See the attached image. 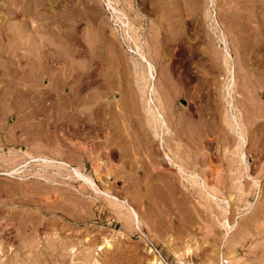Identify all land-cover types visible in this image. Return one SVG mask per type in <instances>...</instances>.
Masks as SVG:
<instances>
[{"label":"rangeland","instance_id":"obj_1","mask_svg":"<svg viewBox=\"0 0 264 264\" xmlns=\"http://www.w3.org/2000/svg\"><path fill=\"white\" fill-rule=\"evenodd\" d=\"M263 85L264 0H0V264H264Z\"/></svg>","mask_w":264,"mask_h":264},{"label":"bare ground","instance_id":"obj_2","mask_svg":"<svg viewBox=\"0 0 264 264\" xmlns=\"http://www.w3.org/2000/svg\"><path fill=\"white\" fill-rule=\"evenodd\" d=\"M260 9V8H259ZM173 11V10H172ZM172 11H167L166 13H167V15H166V17L164 16L163 18H161L160 19V27L162 26V27H164V28H162V29H165L167 32L166 33H168L169 35H172L173 34V25H172V20H174L173 19V15H172ZM159 12V11H158ZM166 27H165V26ZM155 29V28H154ZM157 29V28H156ZM155 29V30H156ZM156 32V31H155ZM153 33V32H152ZM158 33V32H157ZM7 34V33H6ZM156 33H154L153 34V38H157V37H154V35H155ZM91 35V34H90ZM158 35V34H157ZM168 35V36H169ZM159 36V35H158ZM166 36H167V34H166ZM173 36V35H172ZM65 37V36H64ZM63 38V37H62ZM61 38V39H62ZM65 38H67V35H66V37ZM64 38V39H65ZM142 38H144V41H145V44L148 42V40H150V39H148V37H147V34L145 35V36H143L142 35V33H138V35H137V39H138V42H139V44H137L136 46H138V45H140L139 46V50L137 51V57L136 58H134L133 59V62L131 63V68L130 69H132L133 70V72H134V74H135V80L136 81H141L142 79H141V74H142V72H140V71H142V69L146 66V64H145V66L142 68H140V65L142 66V62H143V60H146L147 58H146V55H144V53H143V50H142V48L140 49V47H142L141 45H142V43H141V39ZM153 38H151V39H153ZM168 38V37H167ZM170 38V37H169ZM63 39V40H64ZM155 39H153V40H155ZM162 39V38H161ZM63 40H61V41H63ZM67 40H70V39H67ZM67 40H64V41H67ZM174 40V39H173ZM147 41V42H146ZM152 41V40H151ZM68 42V41H67ZM67 42H65V44L67 43ZM163 42V41H162ZM70 43V42H69ZM144 43V42H143ZM161 40L160 39H158V42H157V44H159V45H156V43H155V48H157V54H156V56L158 55V57H160L161 56V54H162V52H161V50H160V46H161ZM62 44H64V42L62 43ZM46 45V44H45ZM67 46H68V43H67ZM66 46V47H67ZM92 46V45H91ZM226 46V45H225ZM93 48V47H92ZM228 49V48H227ZM225 50V55H227V56H225L224 54V56L225 57H223L221 54V56L224 58V60L226 61V59L228 58V57H231L230 56V54L228 53V50ZM155 50V49H154ZM163 51V50H162ZM223 51V50H222ZM106 52V51H105ZM221 53V52H220ZM136 54V53H135ZM146 58V59H145ZM207 58V57H206ZM213 58V60H214V58L215 59H218V58H221V57H212ZM208 59V58H207ZM212 60V62H215V61H213ZM224 61V62H225ZM228 61H230V58H229V60ZM147 63H148V60L146 61ZM235 62H237V61H235ZM210 63V62H209ZM223 63V59L221 60V64ZM219 64V63H218ZM225 65L227 64V61H226V63H224ZM224 64H222V65H224ZM148 65H149V67H150V64L148 63ZM147 65V66H148ZM212 65V64H211ZM224 65V66H225ZM152 66V65H151ZM220 66V65H219ZM227 66H229L228 64H227ZM148 67V68H149ZM223 67V66H222ZM221 67V68H222ZM236 67V66H235ZM226 68V67H225ZM229 69H230V71L231 72H233V68H234V66L232 65V64H230V67H228ZM228 68H226V69H228ZM149 69H151V68H149ZM146 70V69H145ZM151 71V70H150ZM30 72V71H29ZM143 73H144V71H143ZM148 73V72H147ZM228 73H229V70H228ZM133 74V75H134ZM142 75H144V74H142ZM146 75H148V74H146ZM212 75V74H211ZM231 75V74H230ZM235 75V74H234ZM263 75V74H262ZM143 77H145V76H142V78ZM150 79H151V77H152V79H154V76H153V73H151V74H149V76H148ZM231 77V76H230ZM146 78V77H145ZM148 78V79H149ZM232 78V77H231ZM141 79V80H140ZM147 79V80H148ZM225 79V78H224ZM229 79V78H228ZM160 81V80H159ZM222 81V80H221ZM262 81V80H261ZM143 82H144V80H143ZM227 82V81H226ZM229 82H230V80H229ZM228 82V83H229ZM14 83V82H13ZM162 83H163V81H162ZM161 83V84H162ZM223 83V82H222ZM247 83V82H246ZM144 84V83H143ZM161 84H159V85H161ZM215 84H216V82H215ZM231 84V85H230ZM235 84V83H234ZM233 84V78H232V81L229 83V85L227 86V88L226 89H228V87L230 86H233L234 85ZM9 85V84H8ZM158 85V86H159ZM219 85V84H218ZM218 85H215V87L217 86V89H218ZM222 85V84H221ZM252 85V84H251ZM249 86V85H248ZM264 86V85H263ZM134 87V86H133ZM225 87V86H224ZM233 87H235V86H233ZM233 87H231V88H233ZM247 87V86H246ZM252 87V86H251ZM132 88V87H131ZM130 88V89H131ZM249 88V87H248ZM165 89V88H164ZM216 89V88H215ZM230 89V88H229ZM228 89V94H230L231 93V91L232 90H234V88L230 91ZM19 90V89H18ZM220 90H221V88H220ZM224 90V89H223ZM28 91V90H27ZM142 91H143V89H139V87L137 86V90H136V87L135 88H133V90L131 91V92H133L132 94V96H133V99H135V101H137V102H139V101H142ZM208 91V90H207ZM248 91H250V90H248ZM33 92H35V91H33ZM141 92V93H140ZM223 92V91H222ZM233 92V91H232ZM237 92V91H236ZM144 93H145V91H144ZM143 93V94H144ZM162 93V92H161ZM224 93H226V92H224ZM141 94V95H140ZM154 95V94H153ZM160 95V94H159ZM232 95V94H231ZM249 95V94H248ZM146 96V95H145ZM225 95H223V97H224ZM226 96H227V94H226ZM229 96V95H228ZM234 96V95H233ZM230 97V96H229ZM235 97H237V96H235ZM246 97V96H245ZM249 97V96H248ZM247 97V98H248ZM144 98V97H143ZM153 98V97H152ZM151 98V99H152ZM233 98V97H232ZM231 98V99H232ZM220 99V98H219ZM236 99V98H235ZM148 100V99H147ZM159 100V99H158ZM248 100H250V99H248ZM160 101V100H159ZM230 99H229V104H228V106H230L231 104H230ZM244 101V100H243ZM246 101V100H245ZM253 101V100H252ZM149 102H151V101H149ZM149 102H147L146 101V98H145V100H143L142 102H141V104L143 103L144 105H142V106H144V111H145V114H147V116L149 115V119H153V121L155 122V123H153L152 122V125L153 124H157L156 123V121H158V123L160 124V126H162V127H165V125L167 124V119L165 118V114H164V112H163V108H162V106H160V102L158 103L159 104V107L156 105V104H154V103H151V104H148ZM234 102V101H233ZM237 102V101H236ZM235 102V104H237ZM256 102V101H255ZM92 103V102H91ZM127 103V102H126ZM245 103V102H244ZM246 103H248L247 101H246ZM262 103V102H261ZM128 104V103H127ZM162 104V103H161ZM227 104V103H226ZM225 104V105H226ZM249 104H251V102L249 103ZM256 104V103H255ZM187 105V104H186ZM233 105V104H232ZM241 105H242V103H241ZM248 105V104H247ZM257 105V104H256ZM262 105V104H261ZM244 106H245V104H244ZM222 107V106H221ZM231 107V106H230ZM233 107H235L234 105H233ZM242 107H243V105L241 106V107H239L240 109H242ZM246 107V106H245ZM249 107V106H248ZM247 107V108H248ZM258 107H260V106H258ZM262 107V106H261ZM260 107V108H261ZM225 108V107H224ZM232 108V107H231ZM253 108V107H252ZM252 108L250 109V110H252ZM226 109V108H225ZM235 109V108H234ZM245 109V108H244ZM254 109V108H253ZM262 109H264V108H262ZM141 111H143L142 109H140ZM140 110H139V113H140ZM231 110H233V109H231ZM248 110V109H247ZM247 110H245V112L247 111ZM255 110V109H254ZM225 111V110H224ZM236 111H237V109H235V113H236ZM242 111V110H241ZM256 111V110H255ZM227 112V111H226ZM249 112V111H248ZM185 113V112H184ZM225 113V112H224ZM230 113V112H229ZM234 112H233V114L231 115V117L230 118H228V120H229V122L226 120V122H228L227 123V125L230 127V129L232 130V133H230L227 129H224L225 127H222V129H224V134H222V138L221 139H223V142L225 141V142H227V143H229V144H231L232 145V147H233V145H235V149H232V151H229V150H226V149H224L223 151H222V158H224L226 161H227V163H229V165H233L234 163H245V165L247 166L248 165V159H247V156H246V154H245V152H244V146H245V143H247L246 142V138H245V129H244V127H243V125H245V124H247V123H249L248 121H249V119L248 120H246L247 121V123H245L244 121V117H243V120L242 119H238V117H237V115L235 114ZM239 113V112H238ZM125 114V113H124ZM170 114V113H169ZM247 114V113H246ZM98 115V114H97ZM224 115V114H223ZM240 115V114H239ZM242 115V114H241ZM245 114H243V116H244ZM248 115V114H247ZM263 116H264V114H262ZM247 118V117H246ZM149 119H148V122H150V121H152V120H150L149 121ZM169 119V118H168ZM184 119V118H183ZM82 120V119H81ZM242 120V121H241ZM252 120V119H251ZM170 121V120H169ZM175 121H177V118H176V120ZM170 122H172V121H170ZM189 122V121H188ZM251 122V121H250ZM178 123V122H177ZM253 123V122H252ZM158 124V125H159ZM169 124V123H168ZM250 124V123H249ZM260 124H262V123H260ZM157 125V126H158ZM192 125V124H191ZM223 125V124H222ZM156 126V125H155ZM156 126V127H157ZM174 126V125H173ZM247 126V125H246ZM249 126V125H248ZM153 128H154V126H152ZM170 127H172V125L170 126ZM170 127H168V128H170ZM158 128V127H157ZM157 128H155L156 130H157ZM165 128H167V125H166V127ZM152 129V128H151ZM161 129H163V128H160V130ZM172 129V128H171ZM194 129V128H193ZM260 129H261V132L264 134V126H263V128L262 127H260ZM184 130V129H183ZM189 131V130H188ZM187 131V132H188ZM223 131V130H222ZM191 132V131H190ZM158 133H160V131L158 132ZM157 132H156V134H158ZM173 133V132H172ZM177 133V132H176ZM174 134V135H171L172 137V139L174 138V139H179V140H181V139H183L182 138V134ZM222 133V132H221ZM169 134V133H168ZM247 134V133H246ZM161 135V134H160ZM163 135V134H162ZM182 135V136H181ZM170 136V135H169ZM168 136V137H169ZM248 138V137H247ZM169 139V138H168ZM220 139V140H221ZM143 140V139H142ZM170 140V139H169ZM111 142V141H110ZM122 142V141H121ZM166 142V141H165ZM174 143V142H173ZM171 146V145H170ZM52 149V148H51ZM171 149V148H170ZM250 149V148H249ZM191 150V149H190ZM245 150H247V149H245ZM56 151V150H55ZM86 151V150H85ZM197 151V150H196ZM187 152H188V149H187ZM192 152V151H191ZM194 152H195V150H194ZM198 152V151H197ZM55 153V152H54ZM184 154V153H183ZM182 154V155H183ZM203 154V153H202ZM185 155V154H184ZM188 155V154H187ZM186 155V156H187ZM194 155V154H193ZM234 155V156H233ZM180 156V155H179ZM178 156V157H179ZM203 156H205L206 157V154H203ZM132 157V156H131ZM188 157V156H187ZM171 158V157H170ZM190 158V157H189ZM172 159V158H171ZM170 159V160H171ZM185 159V158H184ZM188 159V158H187ZM186 159V160H187ZM51 160V159H50ZM49 160V161H50ZM192 160V162H194V160H196V158L195 159H191ZM54 161V160H53ZM52 161V162H53ZM188 161L189 160H187V163H188ZM201 161V160H200ZM57 162H60V161H57ZM171 162H172V164H174V165H176L177 166V168H178V170L180 171V172H182L183 171V169H184V167L183 168H180L181 166V164H179L177 161H175V159L174 160H171ZM191 162V161H190ZM191 162V163H192ZM196 162V161H195ZM202 162V161H201ZM54 163V162H53ZM186 163V162H185ZM186 163V164H187ZM190 163V164H191ZM62 164V163H61ZM195 164V163H194ZM193 163H192V165H194ZM65 165H66V163H65ZM189 165V164H188ZM228 165V166H229ZM59 166V165H58ZM187 166V165H186ZM191 166V165H190ZM65 167V166H64ZM233 168V167H232ZM246 168V167H245ZM248 168V167H247ZM235 170V169H234ZM77 171V170H76ZM160 174V173H159ZM79 175V174H78ZM232 175V174H231ZM236 177H237V175H236ZM162 178V177H161ZM165 178V177H164ZM238 178V177H237ZM85 180H87V179H85ZM237 180V179H236ZM195 181V180H194ZM90 182H91V179H90ZM164 184V183H163ZM241 185V184H240ZM94 186V185H93ZM105 193V192H104ZM105 195H107L106 193H105ZM108 198V197H107ZM111 198V197H110ZM113 198V197H112ZM115 198V197H114ZM111 200V199H110ZM132 215V214H131ZM105 246H107V247H109V245H105ZM149 264H160V263H158V261H157V259L155 258H153L150 262H149Z\"/></svg>","mask_w":264,"mask_h":264}]
</instances>
